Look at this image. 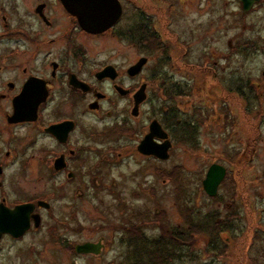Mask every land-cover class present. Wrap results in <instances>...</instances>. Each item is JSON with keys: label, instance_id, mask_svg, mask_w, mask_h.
Listing matches in <instances>:
<instances>
[{"label": "flooded vegetation", "instance_id": "1", "mask_svg": "<svg viewBox=\"0 0 264 264\" xmlns=\"http://www.w3.org/2000/svg\"><path fill=\"white\" fill-rule=\"evenodd\" d=\"M118 1V21L101 34H90L80 28L59 0H0V264H113L103 262L111 243L132 248L121 255L119 264H171L181 262L186 254L188 243L184 237L188 236L184 231L172 240L148 238L144 226L149 223L133 222L140 217H118L113 222V213L109 212L121 214L119 206L108 210L95 207L99 216L89 220L88 226L81 221L92 212L90 185L96 191L119 187L114 181L110 186L105 184L106 175L101 170L104 163L119 164L125 152L146 163L170 161L176 145L187 143L192 134H187L191 126L184 127L167 112L162 128L171 144L169 158L158 160L141 154L137 148L154 120L140 121V109L148 102L149 93L160 91L156 78L139 81L150 57H144L146 63L132 76L129 69L143 57L137 56L126 67L105 63L95 70L85 62L89 45L122 21L125 2L131 6L133 23L112 37L128 39L134 49L142 41L149 52L168 57L171 46L165 36L170 31L151 34L154 29L149 25L146 27L150 34H140L145 18L150 21V16L141 19L144 10L140 0ZM148 1L146 12L155 14L157 6L152 5L157 0ZM201 1L192 3L198 6ZM262 2L256 1L245 13L240 4L242 14L246 16ZM177 9L183 13L181 7L166 3V23L178 17ZM196 33L193 28L184 32ZM146 38L149 40L145 42ZM161 62L155 60L159 67ZM107 67L112 70L98 77ZM263 72L264 69V81ZM125 79L132 83L126 85ZM260 85L256 84L255 90V85L247 80L243 89H232L228 96L231 102L221 111V129L227 128L223 139L235 145L228 150L230 165L233 161L235 165L239 161L247 165L249 159L243 162L239 152L244 151L246 158L256 153L260 138L264 142V91ZM140 91L145 99L135 109L134 97ZM120 101L129 105L117 111ZM124 139L130 143L121 144ZM154 141L162 142L156 138ZM227 178L226 170L215 196ZM185 221L189 228L198 227L194 232L201 233L196 223L190 224L191 218ZM219 223L216 221L215 226ZM85 244L94 245L93 252L77 253L76 247Z\"/></svg>", "mask_w": 264, "mask_h": 264}, {"label": "rangeland", "instance_id": "2", "mask_svg": "<svg viewBox=\"0 0 264 264\" xmlns=\"http://www.w3.org/2000/svg\"><path fill=\"white\" fill-rule=\"evenodd\" d=\"M156 2L152 5L157 6L154 14L146 12L148 0L139 1L144 10L141 19L150 16V21L145 18L143 32L166 34L170 31L165 36L171 46L168 57L164 58L161 52L157 55L149 52L142 41L134 49L128 39L112 37V34H122L133 23L131 6L125 2L122 21L89 45L84 60L95 70L105 63L126 67L137 56L150 57L151 62L139 81L156 78L160 91L149 93L148 102L140 109V121L157 120L164 127L163 111L170 112L176 114L184 127L191 126L188 132L192 134L187 143L181 144L178 139L181 145H176L170 161L146 163L135 154L125 152L119 164L104 163L101 170L106 175L105 184L110 186L114 181L119 187L96 191L90 185L92 212L81 221L88 226L89 220H95L99 216L95 207L108 210L119 206L121 214L115 210L109 212L113 213V222L118 217H140L133 222L149 223L144 226L148 238L172 240L181 231L191 238L184 237L188 246L184 248L186 254L182 261L171 264H264V142L259 139L256 153L252 152V157L248 155L251 158H245L244 151L239 152L243 162L249 159L247 165L240 161L230 165L228 150L235 145L223 139L227 128L220 126L221 111L230 104L228 96L232 89H243L250 80L255 90L256 84L261 83L259 88L264 91L261 76L264 2L246 16L238 0H202L198 6L192 0ZM167 2L181 7L183 13L177 9L178 17L166 23L163 7ZM149 25L153 32H148ZM192 28L196 34H184ZM156 59L162 61L160 67ZM131 83L125 79L126 85ZM173 94L180 96L174 98ZM125 105H129L127 101H120L117 111ZM90 118L96 120L93 115ZM261 128L264 138V122ZM120 143L130 141L124 139ZM212 163L224 166L228 174L220 194L215 197L207 196L202 188ZM185 218H191L190 224L196 223L201 233L194 232L198 227L189 228ZM216 221L220 222L218 227ZM131 250L127 245L111 243L103 262L119 264L121 255Z\"/></svg>", "mask_w": 264, "mask_h": 264}, {"label": "water", "instance_id": "3", "mask_svg": "<svg viewBox=\"0 0 264 264\" xmlns=\"http://www.w3.org/2000/svg\"><path fill=\"white\" fill-rule=\"evenodd\" d=\"M65 10L72 15L78 22L80 28L90 34H101L110 29L121 16V5L118 0H59ZM245 13L258 0H238ZM147 58L140 60L132 66L128 74L130 76L139 73ZM112 70L111 67L105 68L98 74V77H104ZM264 76V72H263ZM144 88V87H141ZM142 91L138 92L135 99V109L145 99ZM134 109V110H135ZM137 114V111L133 113ZM154 138L162 140L161 143L155 142ZM171 147L167 139V133L163 130L161 124L154 120L149 126V133L144 137L138 146V151L144 155H152L158 160L169 158L168 151ZM226 174L225 167L219 164H211L202 181V188L209 197H214L217 188ZM95 248L92 244H85L76 247L77 253H91Z\"/></svg>", "mask_w": 264, "mask_h": 264}, {"label": "trees", "instance_id": "4", "mask_svg": "<svg viewBox=\"0 0 264 264\" xmlns=\"http://www.w3.org/2000/svg\"><path fill=\"white\" fill-rule=\"evenodd\" d=\"M140 34H146V31L143 32V29H142L141 32H140ZM144 41L146 42L147 41V38L144 39ZM173 97L175 98V95L174 94H173ZM162 116H163V122H166V120H167V117H166L167 116V113L163 111ZM172 116L175 118L176 117V114H173L172 113ZM187 134H190V132H188Z\"/></svg>", "mask_w": 264, "mask_h": 264}]
</instances>
